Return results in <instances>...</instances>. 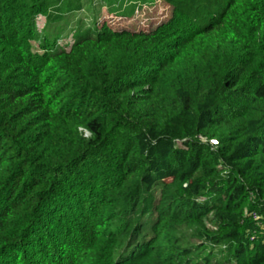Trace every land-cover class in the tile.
Here are the masks:
<instances>
[{"label":"trees","instance_id":"16d2710c","mask_svg":"<svg viewBox=\"0 0 264 264\" xmlns=\"http://www.w3.org/2000/svg\"><path fill=\"white\" fill-rule=\"evenodd\" d=\"M65 1L0 0V264H264V0L68 49Z\"/></svg>","mask_w":264,"mask_h":264},{"label":"rangeland","instance_id":"374dc122","mask_svg":"<svg viewBox=\"0 0 264 264\" xmlns=\"http://www.w3.org/2000/svg\"><path fill=\"white\" fill-rule=\"evenodd\" d=\"M80 4L76 7L78 0H67L60 6L62 15L59 19L51 22L54 32L57 26H63L58 32V37L55 40L57 47L68 49L73 43L75 36L79 33H95L97 30L110 28L111 30H119L128 27L131 30H147L151 28V22H165L169 17L172 8L164 6L160 0H150L149 2H138L140 7L136 8L131 14H125L124 8L129 9L132 4L123 3L115 0H79ZM148 1V0H147ZM150 3V4H149ZM75 7V8H74ZM68 8H73L68 10ZM122 8V9H120ZM60 15V13H59ZM37 30L40 35H44V30L50 24L49 19L44 14L36 16ZM151 24V25H150ZM108 28V29H109ZM102 32V31H101ZM33 50H39L37 41H32ZM150 223V218L148 219ZM148 228V227H147ZM147 232V231H146ZM188 244H196L195 238H187ZM193 246V245H192ZM191 248L193 249V247ZM213 252L212 262L221 260L218 248H207V252Z\"/></svg>","mask_w":264,"mask_h":264},{"label":"built area","instance_id":"2783aa9c","mask_svg":"<svg viewBox=\"0 0 264 264\" xmlns=\"http://www.w3.org/2000/svg\"><path fill=\"white\" fill-rule=\"evenodd\" d=\"M210 141H211L212 144H216V143H217V141L214 140V139H212V140H210ZM253 218H254V219H257V218H258V215H257L255 212L253 213ZM252 238H253V237H252Z\"/></svg>","mask_w":264,"mask_h":264}]
</instances>
